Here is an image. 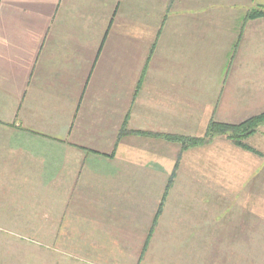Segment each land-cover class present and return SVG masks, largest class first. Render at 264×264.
<instances>
[{
    "label": "crops",
    "instance_id": "0c3cea01",
    "mask_svg": "<svg viewBox=\"0 0 264 264\" xmlns=\"http://www.w3.org/2000/svg\"><path fill=\"white\" fill-rule=\"evenodd\" d=\"M263 8L0 0V264H166L170 235L256 264L255 213L194 195L224 136L169 137L264 112Z\"/></svg>",
    "mask_w": 264,
    "mask_h": 264
},
{
    "label": "rangeland",
    "instance_id": "374dc122",
    "mask_svg": "<svg viewBox=\"0 0 264 264\" xmlns=\"http://www.w3.org/2000/svg\"><path fill=\"white\" fill-rule=\"evenodd\" d=\"M254 135V136H253ZM252 138L243 140L246 144H253L257 152L264 154V123L258 125ZM220 137L215 143L217 151L216 159H211L210 165L202 167V172H195V177L201 179V188L197 185L193 189L194 195L221 196L225 203V211L228 207L238 208L239 212L255 213L256 223V264H264V157L248 152ZM250 146V145H249ZM209 147H212L209 145ZM211 149V148H210ZM206 169H205V168ZM255 169V171H254ZM261 185V186H260ZM180 191L182 190L179 189ZM182 194V193H181ZM179 195V193H177ZM234 203H228L229 201ZM238 201V204L235 202ZM204 239V241H201ZM202 236L170 235L160 236L159 244L166 242L169 250L166 255V264H232L229 252H203L198 247H192V251L180 249L185 244L204 243L208 245L214 242L205 241ZM211 240V239H210ZM173 246V250L171 249ZM157 254V253H156Z\"/></svg>",
    "mask_w": 264,
    "mask_h": 264
},
{
    "label": "trees",
    "instance_id": "16d2710c",
    "mask_svg": "<svg viewBox=\"0 0 264 264\" xmlns=\"http://www.w3.org/2000/svg\"><path fill=\"white\" fill-rule=\"evenodd\" d=\"M257 16H264V8L256 9L249 13V17ZM261 123H264V112L251 116L237 124L218 123L211 120L201 138H189L177 135L175 137H169V139L180 143L181 149H186L188 147L204 144L215 136L222 135L235 146L264 157V154L257 152L253 147L243 142L244 139L248 138L255 132L256 127ZM153 223H156V220H154Z\"/></svg>",
    "mask_w": 264,
    "mask_h": 264
}]
</instances>
